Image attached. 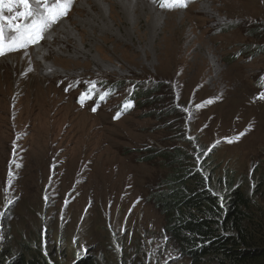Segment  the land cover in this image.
<instances>
[{
	"label": "rangeland",
	"instance_id": "1",
	"mask_svg": "<svg viewBox=\"0 0 264 264\" xmlns=\"http://www.w3.org/2000/svg\"><path fill=\"white\" fill-rule=\"evenodd\" d=\"M128 1L72 0L57 20L68 36L41 61L63 86L58 127L0 98V264H194L152 200L176 149L220 196L245 192L246 228L264 240V0H138V17Z\"/></svg>",
	"mask_w": 264,
	"mask_h": 264
},
{
	"label": "trees",
	"instance_id": "2",
	"mask_svg": "<svg viewBox=\"0 0 264 264\" xmlns=\"http://www.w3.org/2000/svg\"><path fill=\"white\" fill-rule=\"evenodd\" d=\"M159 92L161 86L157 85L137 95L150 100ZM178 151L170 165L173 171L152 200L181 254L194 264H264V240L250 235L246 228L249 217L245 192L234 187L220 196L206 165L180 164L186 155ZM24 263L23 258L20 264Z\"/></svg>",
	"mask_w": 264,
	"mask_h": 264
},
{
	"label": "bare ground",
	"instance_id": "3",
	"mask_svg": "<svg viewBox=\"0 0 264 264\" xmlns=\"http://www.w3.org/2000/svg\"><path fill=\"white\" fill-rule=\"evenodd\" d=\"M55 2L56 0H54V2L52 1V3ZM118 5V8H122V11H125L127 16L135 15L138 17L140 13L145 12L146 9V4L139 2L138 0L128 1V3L124 5L119 3ZM130 19L131 18H128V21ZM59 22L60 21H56V25L54 24L55 27L52 31L45 29L43 34H45L46 37H50L52 44H47L48 46L45 45V50H42L40 54L35 53L34 51L35 48L42 43L43 39L37 43L38 45H34V48H28L26 51L24 49L25 52L17 51L12 53V55L6 54L0 57V91L2 92V94H0V98L7 99L11 102L21 100H26L27 102L29 101L31 105L29 109L26 110V116L30 117L32 111L37 108V123L40 127L39 131L47 129V132H49L62 123V121L60 122V119L53 120V118L57 115V113H55V109L58 106V102L56 100L58 98H56L57 93L51 85L55 84L56 86H61L62 83L60 82L59 85L54 83V79L57 78L55 77L56 72L52 69L47 70L51 66L47 65L44 61H41L42 59H47V57L52 55L54 52L52 51L54 50L53 44L58 42L59 35H62V40L65 39V35L68 36L69 32L66 31V28L63 25H59ZM11 35L12 33L6 30L7 38H10ZM61 87L63 88V86ZM51 115L53 121L50 120ZM24 122H26V120H24ZM35 127L37 128V126Z\"/></svg>",
	"mask_w": 264,
	"mask_h": 264
},
{
	"label": "snow or ice",
	"instance_id": "4",
	"mask_svg": "<svg viewBox=\"0 0 264 264\" xmlns=\"http://www.w3.org/2000/svg\"><path fill=\"white\" fill-rule=\"evenodd\" d=\"M71 4L72 0H56L54 5H50L48 0H0V56L39 43L44 38L45 29L66 15ZM161 6L184 7L186 0H161ZM5 9L13 14L5 15ZM6 30L12 33L10 38L6 37ZM106 95L102 94L101 99ZM259 98L264 99V93ZM133 106L131 100H125L122 107L126 111Z\"/></svg>",
	"mask_w": 264,
	"mask_h": 264
}]
</instances>
